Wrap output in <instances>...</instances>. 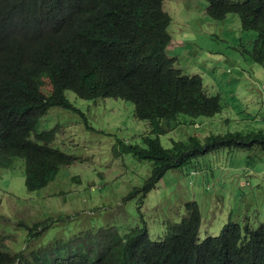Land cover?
<instances>
[{
    "label": "trees",
    "instance_id": "1",
    "mask_svg": "<svg viewBox=\"0 0 264 264\" xmlns=\"http://www.w3.org/2000/svg\"><path fill=\"white\" fill-rule=\"evenodd\" d=\"M163 1L11 0L14 7L27 11L33 30L25 39H17L18 43L31 44L42 59L52 43L62 44L53 45L60 56L56 75L44 66L0 56L1 170H12L21 158L25 189L32 193L76 161L75 155L61 148L66 143L56 140L57 127L38 130L40 119L53 106L85 116L66 90L85 100L124 98L133 102L135 118L147 121L148 129L139 142L118 138L113 149L123 161L149 167L144 183L123 197L124 202L137 199V208L170 170L184 169L196 159L226 149L257 148L264 153L261 128L190 135L186 140L171 137V145L163 143L162 137L171 133L172 123L181 116L195 122L199 117H215L224 108L221 95L208 94L203 77L184 73L178 58L169 53L172 17L162 9ZM6 9L0 0V13ZM208 14L219 20L239 15L244 31L257 32L251 48L244 51L264 64V0H209ZM11 38L10 33L0 31V52ZM45 70L52 78L50 95L39 91ZM184 207L181 220L167 221L161 240L150 238L141 208L134 213L138 222L109 227L108 241L86 244L65 240L50 229L73 215L52 214L32 226L20 221L28 232L19 237L14 250L6 245L5 234L0 238V264H264V219L243 226L230 218L219 234L201 240L199 203L187 200Z\"/></svg>",
    "mask_w": 264,
    "mask_h": 264
},
{
    "label": "rangeland",
    "instance_id": "2",
    "mask_svg": "<svg viewBox=\"0 0 264 264\" xmlns=\"http://www.w3.org/2000/svg\"><path fill=\"white\" fill-rule=\"evenodd\" d=\"M208 5V0H166L172 17L169 53L178 56L177 65L184 73L201 74L208 93L220 94L224 108L215 117H199L195 122L181 116L172 123L171 133L162 137L167 146L171 137L186 140L190 135L264 129V64L245 52L257 32L244 31L237 14L224 20L212 18ZM44 88L50 89L47 79ZM66 94L87 121L53 107L38 130L59 124L57 139L66 143L61 148L75 155L76 161L45 188L32 193L25 189L22 165L9 172L0 169V238L6 236L5 243L12 250L17 248L19 237L28 232L20 221L32 226L52 214L78 216L79 221L71 217L50 229L65 240H84L83 244L104 240L109 227L138 222L134 213L140 210L139 201L124 202L123 197L144 183L149 167L129 156L130 161H123L113 149L118 138L139 142L141 133L148 129L147 121L134 117L130 101L108 98L94 103L70 90ZM157 185L141 208L153 236L163 235L167 221L181 220L187 200H197L203 212L201 239L208 236L207 230L219 234L230 218L243 226L264 219V153L257 148L208 154L184 169L168 171Z\"/></svg>",
    "mask_w": 264,
    "mask_h": 264
},
{
    "label": "clouds",
    "instance_id": "3",
    "mask_svg": "<svg viewBox=\"0 0 264 264\" xmlns=\"http://www.w3.org/2000/svg\"><path fill=\"white\" fill-rule=\"evenodd\" d=\"M3 1L5 2V7L7 9L3 13H0V21H1L0 31L1 32L10 33L12 35V38L5 40V45H4L3 50L0 52V56H3L5 58L11 59V60H15V61H18V62H22V63L28 64V65L38 64V65L44 66L47 69L51 70L54 75H56L58 73V71H59V70H56V66H59L60 56H59V53L53 48V45L57 44V43H61V42L52 43V45L49 47L44 59L41 58V56L38 54V52L34 49V47L31 44H29V43H18L17 39H25L26 37L32 35L33 30H32V28L29 25L28 13H27L26 10H20V9H17L16 7H14L12 5L11 0H3ZM162 9L164 11L168 12L166 10L167 9L166 8V0H164L163 3H162ZM207 11H208V9H207ZM228 15H230V14H228ZM228 15H226L222 20H224ZM216 20H219V19H216ZM172 42L168 46V50L172 49ZM176 57L178 58V56H176ZM45 79L48 80L49 85H50V89H45L44 88ZM51 80H52V78H51L50 73L47 70L42 71V74L40 76V81L42 82V85L39 87L40 93H42L43 95H50L52 93L53 84H52ZM203 80H204V77H203ZM203 84H204V82H203ZM204 88L206 89L205 84H204ZM66 91H68V90H66ZM70 91L73 92V90H70ZM207 93H208V91H207ZM115 99H117V98H115ZM118 99L125 100L124 98H118ZM92 101H95L94 103H98L99 102V100L98 101L92 100ZM105 101H107V100L105 99ZM105 101H103V102H105ZM113 104H116V102H113ZM89 106H91V105H89ZM133 106H134V104H133ZM53 107H61V106H53ZM53 107H50L48 109V111L46 112V114H48V112ZM134 108H135V106H134ZM63 109H65V108H63ZM73 113H76V115L83 117L87 121L86 117L82 116L78 112H73ZM42 118L40 119V122H41ZM90 124H92V123H90ZM39 125H40V123H39ZM56 127H57V131L59 132V124H56L54 127L50 128V129H53V128H56ZM42 130H45V129H42ZM56 140H58V139H56ZM20 165L23 166V171H24L25 170V162L23 160H21V158H20V162H17L15 164V166L20 167ZM9 171H12V170L9 169L7 172H9ZM157 184H156V187L154 189L157 188V186H158ZM148 194H147V196H148ZM144 204L145 203H143L140 208H142L144 206ZM145 224L147 226V230L149 232L150 238L153 239V240H161V238L163 237V235H164V233L166 231V227H167L166 224H165V227H164L165 229H164L163 235H161L159 237L153 236L152 233L150 232L149 227H148V223L145 222ZM206 232H207L208 235L215 234V231L207 230ZM105 240L108 241V239H106V238H105Z\"/></svg>",
    "mask_w": 264,
    "mask_h": 264
}]
</instances>
